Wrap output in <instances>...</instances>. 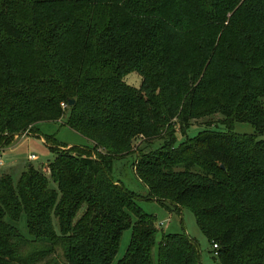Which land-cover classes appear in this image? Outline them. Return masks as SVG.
<instances>
[{
    "label": "trees",
    "instance_id": "16d2710c",
    "mask_svg": "<svg viewBox=\"0 0 264 264\" xmlns=\"http://www.w3.org/2000/svg\"><path fill=\"white\" fill-rule=\"evenodd\" d=\"M68 114L108 154L50 149L46 171L0 175V264H22V216L41 257L62 246L68 264H113L131 229L118 264H201L186 233L155 256L156 217L114 180L139 137L164 142L136 161L148 199L189 209L220 264H264V0H0V146ZM214 114L228 130L174 145L176 124Z\"/></svg>",
    "mask_w": 264,
    "mask_h": 264
},
{
    "label": "rangeland",
    "instance_id": "374dc122",
    "mask_svg": "<svg viewBox=\"0 0 264 264\" xmlns=\"http://www.w3.org/2000/svg\"><path fill=\"white\" fill-rule=\"evenodd\" d=\"M125 81L129 86L135 89H140L142 86V77L137 73H131L125 78ZM64 109H67V107ZM68 116L69 114L58 122H42L34 126V128L29 127L27 131L17 135L9 146H0L2 150V152L0 151V161L2 160L5 165L4 168L0 166V175L8 171L9 174L17 180L31 165L41 172L46 171L45 168H47L48 164L51 163L56 156V153H53V150L51 152L50 149L68 152L75 147L88 148L92 151V158L94 159H99V154L103 156L108 154L105 148H96V143L92 140H88L70 129L66 125ZM222 120H224V117L221 114H214L206 118L193 120L191 121V126L185 133H183L179 125L176 124L177 141L174 145L179 146L180 143H187L205 129L228 130L227 127L222 124ZM232 130L238 134H255L254 127L249 123L236 122ZM258 139L264 140V136H258ZM163 143L161 139H153L151 142L146 143L145 139L141 137L135 138L132 143V150L127 155L125 154V156L114 162V180L124 184L125 187L137 194L139 199L138 204L141 208L146 213L156 217L158 233L157 244L154 248L155 256H157L158 245L163 234L186 233L199 245L201 264H220L219 260L216 258L217 256L213 253V246L200 231L194 214L189 209H184L182 214L180 213L181 215H178L175 212L168 211L156 200H149L148 187L137 176L135 165L138 156L159 149ZM14 145L16 147L12 150L13 152H4V150L10 149ZM31 155L37 156V160L29 161L28 157ZM14 165L16 166L10 169V167ZM4 169L7 170L3 171ZM196 172L199 173L200 170ZM51 187L55 188L54 185H51ZM13 224L18 227L21 234L27 240V243L22 245L21 248L22 252L20 259L22 260V264H68L65 257V249L62 246H56L54 252L44 257L35 254L46 250L48 247L33 242L27 229L25 216H22L18 222ZM131 234V229L125 231L120 244L119 253L113 264H118V261L124 257L130 243Z\"/></svg>",
    "mask_w": 264,
    "mask_h": 264
},
{
    "label": "crops",
    "instance_id": "0c3cea01",
    "mask_svg": "<svg viewBox=\"0 0 264 264\" xmlns=\"http://www.w3.org/2000/svg\"><path fill=\"white\" fill-rule=\"evenodd\" d=\"M15 147H16V146L14 145V146H13V147H11L10 149L4 150V152H6V151H12V150H14V149H15ZM0 151L2 152L1 148H0ZM12 152H13V151H12ZM28 160H29V157H28ZM29 161H30V160H29ZM1 162H2V160L0 161V166H2V168H4V167H5V165H4V163H3V162H2V164H1ZM15 166H16V165H14V166H11V167H10V169H11V168H13V167H15ZM31 166H32V165H31ZM8 169H9V168H8ZM0 170H1V169H0ZM5 170H7V169H4L3 171H5ZM7 173L9 174V172H8V171H5V172H4V174H7Z\"/></svg>",
    "mask_w": 264,
    "mask_h": 264
},
{
    "label": "built area",
    "instance_id": "2783aa9c",
    "mask_svg": "<svg viewBox=\"0 0 264 264\" xmlns=\"http://www.w3.org/2000/svg\"><path fill=\"white\" fill-rule=\"evenodd\" d=\"M62 107H63V108H66L67 105H66V104H62ZM29 160H30V161H36V160H37V156H35V155H31V156L29 157ZM214 248L217 249L218 246H217V245H214ZM215 256H218V253H215Z\"/></svg>",
    "mask_w": 264,
    "mask_h": 264
},
{
    "label": "water",
    "instance_id": "95a60500",
    "mask_svg": "<svg viewBox=\"0 0 264 264\" xmlns=\"http://www.w3.org/2000/svg\"><path fill=\"white\" fill-rule=\"evenodd\" d=\"M73 104H74V101L71 102V105H73Z\"/></svg>",
    "mask_w": 264,
    "mask_h": 264
}]
</instances>
